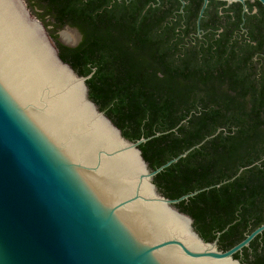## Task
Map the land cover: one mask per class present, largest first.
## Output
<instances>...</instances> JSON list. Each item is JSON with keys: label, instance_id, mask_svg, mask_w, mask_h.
<instances>
[{"label": "water", "instance_id": "1", "mask_svg": "<svg viewBox=\"0 0 264 264\" xmlns=\"http://www.w3.org/2000/svg\"><path fill=\"white\" fill-rule=\"evenodd\" d=\"M93 71L60 57L24 0H0V264H241L264 223L220 250L225 228L205 241L174 206L213 185L168 198L153 181L204 140L150 169L151 136L126 138L99 109Z\"/></svg>", "mask_w": 264, "mask_h": 264}, {"label": "trees", "instance_id": "2", "mask_svg": "<svg viewBox=\"0 0 264 264\" xmlns=\"http://www.w3.org/2000/svg\"><path fill=\"white\" fill-rule=\"evenodd\" d=\"M161 19L133 28L117 21L121 33L132 28L130 49L89 42L58 53L79 75L94 69L88 95L126 138L151 136L139 145L150 169L204 140L153 181L168 198L213 185L174 206L205 241L225 228L217 246L226 250L264 223V84L229 66L219 48L209 60L205 49L182 47ZM233 257L264 264V230Z\"/></svg>", "mask_w": 264, "mask_h": 264}, {"label": "flooded vegetation", "instance_id": "3", "mask_svg": "<svg viewBox=\"0 0 264 264\" xmlns=\"http://www.w3.org/2000/svg\"><path fill=\"white\" fill-rule=\"evenodd\" d=\"M24 2L31 14L44 24L59 52L86 50L89 42L96 47L107 42L123 43L130 49L131 29L138 23H149L160 17L162 24H171L173 39L179 40L182 47L205 49L209 52L205 58L209 60L217 58L215 49L219 48L229 66H237V71L249 74L255 86L264 84V5L258 0L244 3L208 0L201 16L204 0ZM122 20L132 26L129 29L126 25L129 28L124 27L123 33L116 27L117 21Z\"/></svg>", "mask_w": 264, "mask_h": 264}]
</instances>
